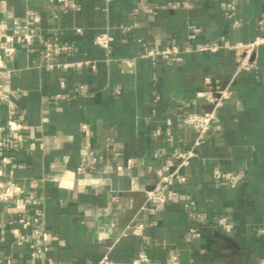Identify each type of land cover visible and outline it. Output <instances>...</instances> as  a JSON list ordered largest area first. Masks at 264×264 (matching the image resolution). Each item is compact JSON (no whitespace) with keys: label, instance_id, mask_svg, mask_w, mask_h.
<instances>
[{"label":"crops","instance_id":"0c3cea01","mask_svg":"<svg viewBox=\"0 0 264 264\" xmlns=\"http://www.w3.org/2000/svg\"><path fill=\"white\" fill-rule=\"evenodd\" d=\"M77 10L66 11L51 0H34L30 7L42 16L39 37L30 52L25 46L12 59L3 54L0 68L13 73L6 90L14 110L0 102V167L13 171L21 182L38 180L37 201L42 203L52 235L51 249L43 258L30 256L28 246L14 242L11 222L20 212L30 215L34 201L28 193L14 201H0V257L2 264H97L120 238L110 257L118 262L134 258L141 250L152 264H168L171 252L182 264H260L264 257V45L259 48L258 72H242L234 83V94L221 109L223 128L209 134L200 156L184 169L187 182L179 184L178 196L159 213L141 210L145 190L155 183V170L174 146L190 148L195 132L180 124V116L191 110L208 112L205 79L230 80L236 68L233 52L191 51L181 61L142 57L144 46L184 48L190 24L201 28L193 44L248 43L264 35V0H237L234 27L222 10L228 0H146L155 14L135 15V0H80ZM170 2L173 4L170 5ZM177 2L188 7L176 8ZM26 0H0V28L12 32L14 21L28 9ZM131 27V29H128ZM82 28V32L76 31ZM114 37L108 54L95 44L97 35ZM59 37L75 44L72 53L56 54L55 64L89 62L81 67H50L40 39ZM96 65L94 69L92 65ZM83 86L84 91L76 92ZM64 97L54 99L57 93ZM159 97V98H157ZM12 111L23 122L20 132L2 130ZM171 116L176 142L169 144L155 134ZM93 129L90 139L97 154L110 163L135 164L123 173L114 168L103 177H92L77 169L85 155L81 123ZM114 137L122 151L115 156L106 148ZM239 172L242 182L232 187L214 177V169ZM113 190H121V205L113 203ZM196 200V210L206 216L193 218L186 208L187 195ZM227 216L236 223L231 234L218 227ZM136 219L145 223L142 235L122 237ZM193 226L202 231L192 242L185 235Z\"/></svg>","mask_w":264,"mask_h":264},{"label":"built area","instance_id":"2783aa9c","mask_svg":"<svg viewBox=\"0 0 264 264\" xmlns=\"http://www.w3.org/2000/svg\"><path fill=\"white\" fill-rule=\"evenodd\" d=\"M34 0H26L29 6L26 14L14 21V28L12 32L0 28V42H6L3 54L6 59H12L19 51L20 46H25L27 51L30 52L32 47L37 42L39 37V25L42 21V16L30 7L31 2ZM54 3L62 4L66 11L77 10L80 8V0H51ZM138 5L134 9L135 15L140 13L155 14L156 9L151 6L146 0H135ZM237 0L224 1L221 4L225 17L231 21L234 27L242 25V20L235 16L237 10ZM173 3L170 2V5ZM188 2H177L176 8L188 7ZM260 28L264 26V18L260 20ZM190 34L187 45L184 48L178 45H169L166 47H152L145 45L144 51L141 56L149 58L156 62L158 59L167 61H181L183 55L191 51H207L217 52L221 49H227L233 52L236 68L233 77L225 82L219 80H212L211 78L205 79V86L201 90L202 94L206 95L207 104L209 105L208 112H200L191 110L182 114L179 118L180 124L192 129L195 132V139L187 149H181L178 146H174L172 153L169 156H165L161 150H156L154 153L155 158L162 159V163L156 168V179L154 185L145 190L144 204L141 210H147L151 213H159L164 210L169 201L172 198L178 196L179 191L177 186L187 182V175L184 173V169L191 165L195 158L200 156L199 149L208 142L209 134L213 131H220L223 128L221 119V109L225 105L226 101L234 94V83L237 76L242 72H258L259 61L258 54L259 48L264 45V35H259L255 40L248 43H231L225 37H222L220 41L216 42H203L193 44L198 34L201 32V28L196 24H190ZM131 29V27H128ZM76 31L82 32V28H76ZM114 37L109 32H103L96 36L95 44L103 48L108 54L112 51V44ZM39 43L43 47L44 57L48 60V66L50 67H81L89 62H74L65 64L53 63V58L56 54L72 53L76 50L75 44L63 43L59 37L40 39ZM95 69L96 65H92ZM11 70L0 68V102L9 104L11 109L14 110L11 94L6 90V84L10 76ZM83 86L76 88V92L83 93ZM64 97L62 92L57 93L54 99H61ZM159 98V97H157ZM175 121L173 117L168 116L163 125H159L155 129L157 137L162 138L164 142L169 144H175L176 131ZM2 130H9L13 132H20L24 129L23 122L12 111L8 114L7 122L1 127ZM81 129L86 137L85 142V155L81 158L80 165L77 169L79 174L89 172L92 177H103L104 174L109 172L112 168L117 173H123L126 169L132 168L135 164L134 158H128L126 164L120 162L110 163L109 161L101 158L90 140L93 137V129L88 122L81 123ZM4 141L0 134V148L3 146ZM106 148L110 150L115 156L122 155L117 140L114 137H109L106 140ZM214 177L216 179L226 180L232 187H237L243 180V175L239 172L223 171L220 168L214 169ZM38 180H31L21 182L16 180L13 171L6 172V170L0 167V201L10 202L18 198L19 195L28 193L29 198L34 201L33 210L30 215L20 212L17 217L12 219L14 225L12 233L14 236V242L18 246H28L30 250V256L33 258H43L51 249L52 235L48 229L46 222L45 209L41 202L37 201L36 191L39 187ZM121 190H113L111 201L113 203L121 205L122 203ZM196 200L191 194L187 195L186 208L190 211V215L193 218L200 216H206V214L200 213L196 210ZM225 233L231 234L236 227V223L227 216L221 217L217 222ZM148 225L145 223H139L136 219H133L123 230L122 237L129 234L142 235L145 228ZM258 235L264 234V227H260L257 230ZM202 236V231L199 226H193L189 229L185 235L187 242H192L196 238ZM118 238L115 243L110 246L102 259L97 264H152L150 255L141 250L134 258L126 262H118L110 257L115 245L119 242ZM0 264L1 257H0ZM168 264H182L181 257L178 252H171L168 258ZM260 264H264V257L261 259Z\"/></svg>","mask_w":264,"mask_h":264}]
</instances>
